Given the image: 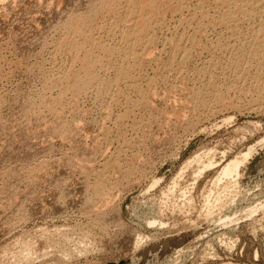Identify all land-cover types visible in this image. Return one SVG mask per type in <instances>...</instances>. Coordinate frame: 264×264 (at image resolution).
Here are the masks:
<instances>
[{"label": "rangeland", "instance_id": "obj_1", "mask_svg": "<svg viewBox=\"0 0 264 264\" xmlns=\"http://www.w3.org/2000/svg\"><path fill=\"white\" fill-rule=\"evenodd\" d=\"M263 7L0 0V264H264Z\"/></svg>", "mask_w": 264, "mask_h": 264}, {"label": "bare ground", "instance_id": "obj_2", "mask_svg": "<svg viewBox=\"0 0 264 264\" xmlns=\"http://www.w3.org/2000/svg\"><path fill=\"white\" fill-rule=\"evenodd\" d=\"M60 1V0H59ZM257 1V0H256ZM58 4V3H57ZM60 4V3H59ZM261 5V4H260ZM253 7V6H252ZM255 9L257 8V7H254ZM264 8V7H263ZM254 9V10H255ZM260 9V8H259ZM251 10H252V8H251ZM249 11V10H248ZM261 11V10H260ZM253 12V11H252ZM256 12V11H255ZM261 12H263V9H262V11ZM260 12V13H261ZM234 13V12H233ZM250 12H248V14H249ZM254 13V12H253ZM259 13V14H260ZM262 14V13H261ZM264 14V13H263ZM257 15V14H256ZM231 16V15H230ZM233 16V15H232ZM254 16V15H253ZM92 17V16H91ZM236 17V16H235ZM82 18V17H81ZM253 18V17H252ZM261 18V17H260ZM259 18V19H260ZM85 19V18H84ZM88 19V18H87ZM86 19V20H87ZM93 19V18H92ZM230 19H232V18H230ZM234 20H235V18H233ZM90 20V19H89ZM237 20V19H236ZM251 20V19H250ZM263 20V19H262ZM81 19H80V16H78V17H75L73 20H72V26H73V28L74 29H77V28H81L80 27V23H81ZM264 21V20H263ZM262 21V22H263ZM239 22V21H238ZM259 22V21H258ZM262 22H260V24H262ZM230 23V22H229ZM228 23V24H229ZM264 23V22H263ZM236 24V23H235ZM256 25V24H255ZM232 27V26H231ZM258 27H259V25H258ZM263 27V26H262ZM261 27V28H262ZM236 28V27H235ZM253 28V27H252ZM234 29V28H233ZM257 30V29H256ZM255 30V31H256ZM261 30V29H260ZM254 31V32H255ZM260 32V31H259ZM256 33V32H255ZM258 34V33H257ZM258 36V35H257ZM254 39V38H253ZM264 39V27L262 28V30H261V33H259V36L254 40V44H255V46H254V50H252V52H253V54H252V56H253V61H255V63L256 62H258L259 64L258 65H260L261 64V61H260V56H262V48H261V46L262 45H260L261 43H262V40ZM244 40V39H243ZM243 44H245V43H243ZM241 48H243V46L241 47ZM240 51V50H239ZM238 53V52H237ZM249 55V54H248ZM247 55V57H249ZM239 56H240V54H239ZM235 57V56H234ZM244 57V56H243ZM251 57V56H250ZM263 57V56H262ZM236 58V57H235ZM238 58V57H237ZM237 58H236V60H237ZM241 59V58H240ZM263 59V58H262ZM251 60V59H250ZM232 61H234V60H232ZM231 61V62H232ZM239 61V60H238ZM241 61V60H240ZM248 61V60H247ZM247 61H246V64H247ZM230 62V61H229ZM251 62H252V60H251ZM264 62V61H263ZM234 63H237V62H235L234 61ZM232 64H233V62H232ZM244 64H245V62H244ZM249 64V63H248ZM252 64V63H251ZM252 66H253V64H252ZM263 66V65H262ZM250 68V67H249ZM259 68V67H258ZM264 68V67H263ZM257 69V68H256ZM261 69V68H260ZM262 139H264V137L262 138ZM261 141V140H260ZM263 141V140H262ZM255 148H256V146H255ZM255 151H254V145H253V147H251L249 150H247V152L246 153H244L243 155H240V156H238V157H235V158H233V159H231L224 167H223V169H222V174L221 175H219L218 176V178H217V180L214 182L215 184H219V183H221L223 180L225 181V179H228L227 181L228 182H232V183H236V181L238 180V178H239V176H240V168H241V165L243 164V163H245L247 160H248V158L250 157V156H252L253 155V153H254ZM200 156V155H199ZM199 158V157H198ZM198 158H197V161H198ZM201 159V158H200ZM199 159V160H200ZM210 159V158H209ZM212 160V159H211ZM194 161H195V159H194ZM208 162L206 163V164H204L203 165V168H201L202 170H198L200 173H202L203 174V170L204 169H206V168H208L209 166L211 167V166H213V163L211 162V161H209V160H207ZM199 162H201V161H199ZM203 163V162H202ZM201 163V164H202ZM202 166V165H201ZM198 168V167H197ZM200 169V168H199ZM199 172L198 173H196V174H199ZM200 177V176H199ZM198 178V177H197ZM157 183V182H156ZM156 185V184H155ZM153 186H154V184H153ZM211 191H210V194L208 195V197H207V210H206V212L208 213V215H211L212 214V211H213V209H212V206H211V204H212V202H211V204H210V196H211V194L213 195L214 194V191H213V189H210ZM217 200L219 201V205H221V206H223L224 204V202L222 201V197L221 196H217ZM222 203H221V202ZM254 206V205H253ZM264 207V206H263ZM263 207H259V206H257V205H255L254 207H248L247 209H245V211H244V213H243V215L244 216H247V217H251V216H253L256 212H258L261 208H263ZM242 214V213H241ZM237 218V217H236ZM239 218V217H238ZM222 220V221H221ZM235 219L233 218V216H230V215H226L224 218H221L219 221H221V222H223L224 224H226V225H228V224H230V223H232L233 221H234ZM237 220V219H236ZM235 220V221H236ZM157 222L154 220V221H152V222H150V224H156ZM163 225V224H162ZM69 237V236H68ZM65 239V244H66V239L67 240H69L67 237L66 238H64ZM137 240V239H136ZM139 244V243H138ZM24 251H27L25 254L26 255H22V256H24V260L22 259V261H18L17 260V262H16V264H23L22 262L23 261H25V258L26 259H28L27 257H29V254L32 252V248H31V246L30 245H27L26 246V248L24 249ZM66 251H68V250H66ZM66 251H65V253H66ZM63 254H64V252H63ZM20 255V254H19ZM16 256V255H15ZM18 256V255H17ZM16 256V257H17ZM20 257V256H19ZM18 258V257H17ZM22 258V257H21ZM59 257H57V259H58ZM61 258V257H60ZM16 259V258H15ZM20 259V258H19ZM47 259H49L50 260V258H47ZM52 259H54V258H52ZM48 260V264H49V262L51 263V261H49ZM56 260V259H55ZM27 261V260H26ZM26 261L24 262V263H26ZM27 262H29V260L27 261ZM53 262H55V261H53ZM15 264V263H14ZM27 264H29V263H27ZM54 264V263H53ZM55 264H56V262H55Z\"/></svg>", "mask_w": 264, "mask_h": 264}]
</instances>
